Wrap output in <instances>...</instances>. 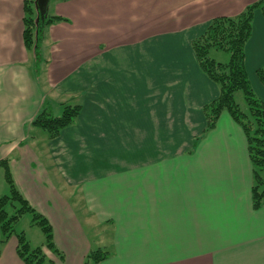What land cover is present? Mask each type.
Instances as JSON below:
<instances>
[{"label": "crops", "instance_id": "crops-1", "mask_svg": "<svg viewBox=\"0 0 264 264\" xmlns=\"http://www.w3.org/2000/svg\"><path fill=\"white\" fill-rule=\"evenodd\" d=\"M24 1L0 0V160L52 223L65 252L56 263L84 264L93 248L67 194L77 190L112 252L99 264H264L246 137L227 112L204 132L219 87L191 46L213 18L257 0H50L47 12L68 21L43 32L40 76L23 39ZM246 58L252 70L264 62L261 9ZM46 102L55 115L82 105L54 139L30 127ZM1 248L0 264H25L16 238Z\"/></svg>", "mask_w": 264, "mask_h": 264}, {"label": "trees", "instance_id": "trees-1", "mask_svg": "<svg viewBox=\"0 0 264 264\" xmlns=\"http://www.w3.org/2000/svg\"><path fill=\"white\" fill-rule=\"evenodd\" d=\"M264 13V0L247 5L242 12L234 16L213 18L205 30L191 41V46L199 67L219 87V95L204 105L206 125L204 132L213 129L222 115L227 112L241 127L247 140V149L252 163L253 184L251 200L254 209L264 206V101L256 95L246 68V45L253 33V19L256 10ZM23 39L27 49L35 55V72L42 75L49 59L42 51V38L45 29L55 23L68 21L67 18L47 12L42 18L36 0L24 1ZM214 51L229 54L227 61L213 57ZM213 55V56H212ZM264 85V65L257 70ZM242 94L245 104L242 106L237 95ZM82 110L81 104L64 103L60 115H55L46 102L32 120L30 127L44 130L48 139L57 138L63 129L72 125ZM201 135L193 140L195 148ZM0 171L4 173L7 193L0 195V252L12 235L17 237V253L25 264H57L48 256L43 245L32 246L25 231H17L16 223L28 213L31 222L40 227L44 234V245L52 253L64 256L54 241L53 225L49 219L37 211L19 191L9 167V159L0 160ZM111 249L107 246L92 248L84 264H99L108 259Z\"/></svg>", "mask_w": 264, "mask_h": 264}, {"label": "rangeland", "instance_id": "rangeland-1", "mask_svg": "<svg viewBox=\"0 0 264 264\" xmlns=\"http://www.w3.org/2000/svg\"><path fill=\"white\" fill-rule=\"evenodd\" d=\"M213 55L212 56L215 57L219 61H227L229 59V54L226 53V52H223V51H214ZM263 65H264V62H263V64L260 67H262ZM260 67L257 66L255 68V70H252V68L248 67L247 58H246V68H247L248 76H249V79H250L251 84L253 86V89H254L256 95H258V96H259L258 87H257L258 86V82L262 84V82H261V80L259 78V75L257 73V70ZM237 100L242 106H244L245 101H244V98H243L242 94H238L237 95ZM190 145H191L190 147L192 148L193 144L191 143ZM2 182L7 186L6 182L3 181L2 175H0V195H2L4 193H7V189H8L6 186L3 185ZM67 194L70 196L71 201H78L77 204H75L74 210L77 209L78 215L81 217L80 218L81 225H82V227H83V229L85 231V234L89 238L93 248L99 247V245L106 238V233H104L105 230H103L104 226L103 225H99L92 218L87 217L88 216L87 215L88 211L86 209L85 202H83L85 200L82 198L81 194H80V200H77V194H79V192L77 190L74 193V196H73L71 191H68ZM31 218H32V216L30 214H28V213L24 214L20 218V220L16 223V226H15L16 230L17 231H25L26 237H27V239L29 240V242L31 243L32 246L35 247V246H38V245H43V250L46 253H49L48 256H50V254H51L53 256V258L57 260L56 262L61 261L60 256L56 252L52 253L51 251H49L46 248V245L43 244L44 243V234H43V232H42V230L40 229L39 226L32 224ZM78 233H79V239H80V232L78 231ZM14 238L17 239L16 235H12L9 238V240L10 239L13 240ZM0 239H1V237H0ZM74 239H75V241H77V235L76 234H74ZM54 241H55V244L58 247V249L62 252L63 256H65L64 248H63V246L61 244H59L58 239L56 240L55 237H54Z\"/></svg>", "mask_w": 264, "mask_h": 264}, {"label": "water", "instance_id": "water-1", "mask_svg": "<svg viewBox=\"0 0 264 264\" xmlns=\"http://www.w3.org/2000/svg\"><path fill=\"white\" fill-rule=\"evenodd\" d=\"M49 1L50 0H36L37 7L42 18H44L45 14L47 13Z\"/></svg>", "mask_w": 264, "mask_h": 264}]
</instances>
